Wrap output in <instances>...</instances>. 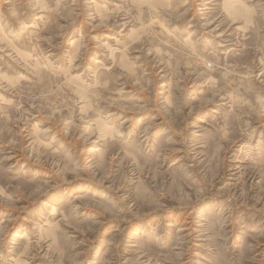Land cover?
<instances>
[{
	"label": "rangeland",
	"instance_id": "374dc122",
	"mask_svg": "<svg viewBox=\"0 0 264 264\" xmlns=\"http://www.w3.org/2000/svg\"><path fill=\"white\" fill-rule=\"evenodd\" d=\"M0 264H264V0H0Z\"/></svg>",
	"mask_w": 264,
	"mask_h": 264
}]
</instances>
